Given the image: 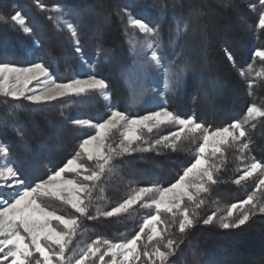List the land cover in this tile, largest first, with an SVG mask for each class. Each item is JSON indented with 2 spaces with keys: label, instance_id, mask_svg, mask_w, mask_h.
Masks as SVG:
<instances>
[{
  "label": "trees",
  "instance_id": "trees-1",
  "mask_svg": "<svg viewBox=\"0 0 264 264\" xmlns=\"http://www.w3.org/2000/svg\"><path fill=\"white\" fill-rule=\"evenodd\" d=\"M39 2L46 6L44 10L36 6V0H0V15L7 21L0 20V63L17 67L42 63L58 83L94 75L106 81L110 99L93 92L35 104L23 98L0 96V144L10 152L7 158L0 157V165L6 160L14 166L26 185L34 186L54 174L73 158L83 139L95 135L94 129L80 127L73 121L103 122L112 110L128 113L130 117L150 112L145 108L129 109L130 95L121 80L122 70L131 62L127 39L130 34L138 35V30L126 23L128 14L159 28L163 61L170 77L164 107L182 118L194 116L214 131L242 119L252 103L264 106V80L240 75L241 70L247 72L249 64L256 70L264 66L253 56L255 50H264V30L257 26L259 0ZM56 5H60L63 14L55 11ZM250 5H255V10ZM16 11L27 18L30 34L10 20ZM60 21L72 23L77 37L73 38ZM76 39L80 52L75 50ZM99 54L107 55L108 59L96 61ZM229 54L233 60L228 59ZM254 80L249 95L247 84ZM176 128L162 126L145 136L151 142ZM246 131V139L253 142L246 155L264 163V118L252 121ZM117 140L114 131L111 142ZM140 147L147 148L148 144ZM194 149L195 144L188 138L180 142L176 151L158 147L117 158L111 171L97 183L89 213L95 215L97 208L111 210L131 194V189L168 187L175 183L183 169L194 162ZM240 155L238 148L226 150L225 164L218 174L221 182L202 194L205 204L197 210L201 222L183 236L184 242L170 258L171 264H264V214H256L240 228L221 229L218 222L202 223L212 212L225 215L228 206L246 199L255 190L254 178L241 185L232 182L243 174L241 161L237 159ZM82 162L95 166L86 158ZM68 177L75 178L73 174ZM57 207L51 209L66 217H79L68 207ZM152 212L137 204L120 216L94 220L80 217L78 237L90 242L98 237L120 242L131 238ZM164 218L171 223L170 216ZM169 235L181 239L175 226L169 229Z\"/></svg>",
  "mask_w": 264,
  "mask_h": 264
},
{
  "label": "snow or ice",
  "instance_id": "snow-or-ice-1",
  "mask_svg": "<svg viewBox=\"0 0 264 264\" xmlns=\"http://www.w3.org/2000/svg\"><path fill=\"white\" fill-rule=\"evenodd\" d=\"M259 5L261 11L257 26L264 30V0H259ZM36 6L40 10L46 7L39 0H36ZM250 7L255 10V5ZM55 11L63 14L60 5L55 6ZM0 20L7 22L3 15H0ZM10 20L20 26L21 31L32 32L27 18L20 11L11 15ZM126 23L145 37H152L141 42L137 35L130 34V46L150 49L151 56L149 58L146 55L145 59L150 65L161 67L163 58L156 51L160 47L156 39L160 36L158 26H150L142 18H134L131 14H128ZM64 26L73 38L77 37L76 27L72 23H65ZM76 45V52H80L78 39ZM253 56L264 62V50H255ZM228 59L233 60L231 54ZM240 75H254L257 80H264V66L256 70L249 64L247 72L241 70ZM34 81L42 83L43 87H29ZM255 83V80L248 82L249 95H252ZM107 87L104 79L94 75L58 83L49 68L42 63H33L29 67L0 63V96L13 100L23 98L40 104L69 95L104 94ZM105 99L110 97L105 95ZM260 118H264V106L252 103L242 119L214 131L198 122L194 116L182 118L166 107L139 117L112 110L103 122L93 123L84 119L73 121L80 127L94 129L95 135L83 139L73 158L46 179H41L34 186L26 185L14 166L9 163L0 166V187L14 189L7 199L0 197V264H138L142 258H145V264H171L170 258L184 242L183 236L201 222L197 210L205 204L202 194L209 193L212 186L221 182L218 174L225 164L226 150L238 148L241 155L237 159L241 162L248 160L245 154L253 142L246 139V126ZM162 126L177 128L154 141L146 139L145 133H153ZM251 126L254 128L255 124ZM114 131L120 137L116 143L111 142ZM188 138L195 144L194 162L183 169V174L179 175L175 183L168 187L153 185L131 189V194L111 210L97 208L95 215L89 213L92 193L104 174L111 171L113 161L133 152L153 151L158 147L176 151L180 142ZM145 143L148 144L147 148L140 147ZM9 154V148L0 144V157L7 158ZM84 158L94 162L95 166H87L82 162ZM65 173H74L75 178L65 179ZM253 178L256 181L255 190L246 199L228 206L225 215L218 216L216 212L207 215L202 219L203 225L218 222L221 229L240 228L256 214H264V163L251 158L244 166L243 174L232 182L241 185ZM46 198H55L69 205L79 217H65L50 210L44 203ZM137 204L153 212L143 219L139 230L131 238L113 242L98 237L83 247H70L79 235L80 217L94 220L120 216L129 213ZM162 214L170 216L171 223ZM53 221L58 222V226H54ZM173 226L181 234V239L170 237L169 229Z\"/></svg>",
  "mask_w": 264,
  "mask_h": 264
},
{
  "label": "rangeland",
  "instance_id": "rangeland-1",
  "mask_svg": "<svg viewBox=\"0 0 264 264\" xmlns=\"http://www.w3.org/2000/svg\"><path fill=\"white\" fill-rule=\"evenodd\" d=\"M143 13H146V11ZM60 23L65 24L66 22L60 21ZM137 36L141 42H143L145 39H148V40L152 39V37H145L144 34L139 33V31H138ZM156 39L159 41V44H160V47L156 48L157 54L162 56L161 38L159 36ZM127 42H128L129 50L131 53V62L127 67H125L122 70L121 80L125 83L128 89L129 95H130L129 100H128L129 109L135 110L138 108H145V109H149L150 112L158 111L160 110V108L164 107L165 92L166 90H168L169 85H170V77H169L168 69L166 65L164 64L163 59H162L161 67H157L154 64H151V65L149 64L148 60L145 59V56L147 55V57L150 58L151 56L150 49L130 46L129 37L127 39ZM106 59H108L107 55L99 54L97 56L96 61H100V60L106 61ZM29 87H35L39 89L43 87V84L37 83L34 81L33 84L30 85ZM105 95L109 96L106 90L103 96L105 97ZM125 114L130 116L128 113H125ZM117 137H118V140H117L118 142L120 138L118 132H117ZM250 159L251 158L248 157V160H244L243 162H241L242 170L244 166L249 162ZM5 163H7L6 160H4L0 166H3ZM68 174H73L75 177L74 173H65L64 174L65 179H73L71 177H68ZM13 191L14 189L0 187V197L7 199L8 194ZM44 203L49 207L50 210H52L51 207H54L57 209L58 208L57 206L61 205V208L68 207L70 211L75 212V210L72 209L69 205L62 204L60 201L56 200L55 198H46L44 200ZM145 210H147V212L152 211L150 209H145ZM57 214H60V213H57ZM53 225L58 226V222L53 221ZM59 227L62 228V226H59ZM78 236L74 240L73 245L70 247H75L76 245H79V247H83L86 243H90V241H86V239L78 237ZM114 242H117V241H114ZM70 254L71 253H66V255H70ZM78 254H79V250L77 249V255ZM138 264H145V258H142L141 261L138 262Z\"/></svg>",
  "mask_w": 264,
  "mask_h": 264
}]
</instances>
